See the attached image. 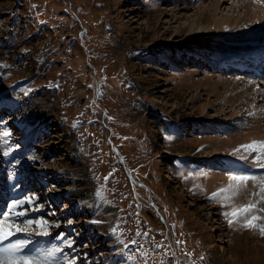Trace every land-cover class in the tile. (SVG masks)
Here are the masks:
<instances>
[{"label": "rangeland", "instance_id": "obj_1", "mask_svg": "<svg viewBox=\"0 0 264 264\" xmlns=\"http://www.w3.org/2000/svg\"><path fill=\"white\" fill-rule=\"evenodd\" d=\"M254 11L264 0H0V219L31 197L11 222L52 225L12 238L59 264H264L259 228L220 214L253 203L264 224L258 153L234 151L264 140ZM239 174L257 179L212 199Z\"/></svg>", "mask_w": 264, "mask_h": 264}, {"label": "snow or ice", "instance_id": "obj_2", "mask_svg": "<svg viewBox=\"0 0 264 264\" xmlns=\"http://www.w3.org/2000/svg\"><path fill=\"white\" fill-rule=\"evenodd\" d=\"M9 133H4V136H8ZM171 139V137H167ZM241 149L247 151L249 154L253 152L258 153L255 156L257 164L264 168V141H252L247 145H241L240 148L234 150L239 152ZM256 177H251L245 174L231 175L230 180L235 181V184H230L226 189H220L217 192L212 194V199L222 198L226 201H230L233 197L238 195L246 185L249 180H256ZM261 185L260 192L264 193V178L259 179ZM231 193V195L221 196L222 193ZM97 196H102L101 192L96 193ZM264 199V195L260 197ZM35 198H27L21 200H13L11 202V209L8 215H4L0 219V264H59L57 260V252H62L61 249L51 248L48 250H43L40 247L31 249L29 246L32 244L31 239H11V242L4 243L9 241L10 238L17 236L19 233L29 234V228L33 225H36L41 228V231L38 233L40 236H48V228L52 227L49 225L46 220H33L28 219L24 221V227H21L19 224L12 223L13 217H23L27 215L26 211H16L17 208L21 207L26 203H32ZM255 209V204L249 203L247 205H242L240 207H233L232 211L229 213H224L227 217H232L229 219V224L238 222L240 217L244 218V227L246 228H259L262 235H264V224H257L256 221L262 219L259 216L251 214ZM116 229L113 228L112 232L115 234ZM30 235V234H29ZM39 243V242H37ZM122 243V242H121ZM132 243H136L133 241ZM127 247V245H124ZM157 248H160L161 245H156ZM191 255V254H189ZM128 259H134L133 257H128ZM203 259V258H201ZM63 264H74V260L64 257Z\"/></svg>", "mask_w": 264, "mask_h": 264}, {"label": "bare ground", "instance_id": "obj_3", "mask_svg": "<svg viewBox=\"0 0 264 264\" xmlns=\"http://www.w3.org/2000/svg\"><path fill=\"white\" fill-rule=\"evenodd\" d=\"M238 1H239V0H238ZM243 1H245V0H243ZM236 2H237V1H236ZM248 2H249V1H248ZM230 4H231V2H230ZM246 4H247V3H246ZM257 4H258V3H257ZM231 5H232V4H231ZM239 5H240V4H238V6H239ZM249 5H251V4H248V6H249ZM234 6H235V5H234ZM246 6H247V5H246ZM232 7H233V5H232ZM232 7H231V8H232ZM244 7H245V6H244ZM249 7H250L251 10H253V9H252V8H253V5H252V6H249ZM251 7H252V8H251ZM242 8H243V7H242ZM255 8H256V5H255ZM177 9H178V8H177ZM187 9H188V8H187ZM229 9H230V8H229ZM232 9H233V8H232ZM246 9H247V8H246ZM258 9H259V8H258ZM173 10H174V8H173ZM189 10H190V9H189ZM216 10H219V8H217ZM254 10H255V9H254ZM176 11H177V10H176ZM229 11H230V10H229ZM259 11H261V10H259ZM179 12H180V11H178V13H179ZM184 12H185V11H184ZM188 12H189V11H188ZM213 12H214V11H213ZM254 12H255V11H254ZM254 12H253V13H254ZM201 13H202V12H201ZM203 13H204V12H203ZM239 13H240V12H239ZM239 13L235 14V13L233 12V13H231V14L229 13L230 15H228L227 13H226L227 15H224V14L222 13V16H217V15H216V16H214L213 18H214V21L217 22V25H221L220 23H221V22L224 23V21H225L226 19H229V20H230V18H234V19L237 18V16L239 15ZM248 13H250V12H248ZM261 13H263V12L261 11ZM185 14H186V13H185ZM194 14H195V13H194ZM241 14H243V13H241ZM241 14H240V15H241ZM245 14H246V13H245ZM255 14H256V16H257V15L259 16V17H256V18H258L259 20H264V16L260 15V12H258V13L255 12ZM173 15H174V14H173ZM189 15H190V14H189ZM205 15H206V14H205ZM240 15H239V16H240ZM252 15L254 16V14H252ZM186 16H187V15H186ZM188 17H189V16H188ZM243 17H245V15H243ZM243 17H242V18H243ZM246 17H247V16H246ZM174 18H175V16H174ZM196 18H197V17H196ZM200 18H201V17H200ZM205 18H206V17H205ZM242 18H241V19H242ZM248 18H249V17H248ZM253 18H254V17H253ZM253 18H252V19H253ZM250 19H251V15H250L249 20H250ZM212 20H213V19H212ZM238 20H239V17H238ZM232 21H233V20H232ZM243 21H244V19H243ZM245 21H246V20H245ZM190 22H192V20H191ZM211 23H212V22H211ZM193 26H194V24H193ZM66 30H67V29H66ZM81 30H82V29H81ZM68 31H69V30H68ZM168 39H169V38H168ZM251 51H252V50H251ZM249 54H250V53H249ZM260 54H262V53H260ZM263 54H264V53H263ZM258 55H259V53H258ZM243 58H244V57H243ZM263 58H264V57H263ZM251 60H254L253 62H254V63H257V60H259V58H258V56H254L253 59H251ZM244 61H245V60H244ZM260 61H261V60H260ZM249 66H250V65H249ZM257 72H259V71H257ZM28 108H29V106H28ZM28 110L30 111L31 109H28ZM28 110H27V111H28ZM31 111H33V110H31ZM35 111H36V110H35ZM39 112H40V111H39ZM24 113H25V112H24ZM26 113H28V112H26ZM29 115H30V114H29ZM35 117H36V116H35ZM40 117H41V116H40ZM35 121H36V120H35ZM30 123H31V122H30ZM263 141H264V140H263ZM249 156H250V155H249ZM252 156H253V155H252ZM241 159H242V158H241ZM253 159H254V158H253ZM247 160H248V159H247ZM249 160H250V159H249ZM256 164H257V163H256ZM231 172H232V171H231ZM240 172H241V171H240ZM217 173H218V172H217ZM220 173H221V172H219L218 175H215L214 177H211V179H210L209 181H207V186H209V187H210V186H213L214 184H218L220 181H222V182L224 183V181H226V178H227V177H226L225 175H220ZM241 173H242V172H241ZM223 174H224V173H223ZM245 175H246V174H245ZM207 179H208V178H207ZM249 181H250V180H249ZM253 181H254V180H253ZM250 182H251V181H250ZM212 184H213V185H212ZM219 184H221V183H219ZM249 185H250V184H249ZM205 186H206V185H205ZM207 186H206V187H207ZM217 186H219V185H217ZM254 186H255V185H254ZM252 188H253V186H252ZM253 189H254V188H253ZM45 190H46V189H45ZM193 191H194V190H193ZM193 191H192V192H193ZM189 192H190V191H189ZM46 193H47V191L45 192V194H46ZM241 195H242V194H241ZM241 195H240V196H241ZM240 196H239V197H240ZM168 197H169V196H168ZM242 198H243V197H242ZM234 199H236V198L234 197ZM237 200H238V199H237ZM240 201H242V200H240ZM224 202H225V201H224ZM224 202H223V203H224ZM226 202H227V201H226ZM226 202H225V203H226ZM190 203H191V202H190ZM213 203H214V202H213ZM221 203H222V202H221ZM236 203H237V202H236ZM156 204H157V203H156ZM215 204H216V203H215ZM229 204H230V202L228 203V205H229ZM233 204H234V203H233ZM224 205H225V204H224ZM224 205H223V206H224ZM161 206H163V205H161ZM190 206H191V205H190ZM212 206H213V205H212ZM225 206H226V205H225ZM225 206H224V207H225ZM55 207H56V206H52V208H55ZM224 207H223V208H224ZM230 207H232V205H231ZM230 207L227 208V206H226V209H229ZM159 208H160V207H159ZM223 208H222V209H223ZM216 209H217V208H216ZM216 209H215V210H216ZM220 209H221V208H220ZM226 209L224 210V212L222 211L220 214L227 213V212H226ZM158 210L160 211V209H158ZM166 212H167V211H166ZM219 212H220V211H218V213H217L218 215H219ZM178 213H179V212H178ZM179 214H181V213H179ZM194 214H195V212H194ZM175 215H176V213H175ZM207 215H208V214H207ZM155 216H156V215H155ZM181 216H182V215H181ZM85 220H86V219H85ZM162 220H163V219H162ZM168 220H169V218H168ZM160 221H161V220H160ZM178 221H179V220H178ZM178 221H177V222H178ZM240 221H241V220H240ZM172 222H173V221H172ZM226 222H227V221H226ZM226 222H225V223H226ZM50 223H51V222H50ZM96 223H97V222H96ZM212 223H213V222H212ZM215 223H216V222H215ZM239 224H240V223H239ZM239 224H238V225H239ZM179 225H180V224H179ZM154 227H155V226H154ZM219 227H220V226H219ZM227 227H228V226H227ZM224 228H225V227H224ZM224 228H223V229H224ZM143 229H145V228H143ZM146 229L148 230L149 227L146 228ZM231 229H232V228H231ZM77 230H78V228H77ZM192 230H193V229H192ZM226 230H227V229H226ZM236 230H237V229H236ZM234 231H235V230H234ZM234 231H233V232H232L231 230H230V231L228 230L227 232L225 231V232H226L225 235L235 234L236 231H235V232H234ZM188 234H189V233H188ZM220 234H221V232H220ZM239 235L241 236V234H239ZM257 235H258V234H257ZM158 236H159V235H158ZM185 237H186V236H185ZM224 237H225V236H224ZM174 238H175V237H174ZM222 238H223V237H222ZM230 238H231V237H230ZM11 239H13V238H10L9 241H5L4 243L11 242ZM171 239H172V238H171ZM175 239H176V238H175ZM175 239H174V240H175ZM157 240H158V239H157ZM225 240H226V239H225ZM227 240H228V239H227ZM241 240H243V239L241 238V239H238L237 241H233V239H232V241H231V244H233V245L235 244V245H234L235 248H233L232 251H231V252H232V260H234V262H236V260H238V258L233 257V256H235V255L237 254V252H238V250H239V249H237V248H238V243H239ZM223 241H224V240H223ZM167 242H168V241H167ZM202 242H203V241H202ZM169 243H170V241H169ZM256 243H257V242H256ZM227 244H228V243H227ZM253 244H254V243H253ZM253 244H252V245H253ZM172 246H173V245H172ZM161 247H162V246H161ZM164 247H165V246H164ZM231 247H232V245H231ZM57 248H58V247H57ZM249 248H251V247H249ZM171 249H172V248H171ZM251 249H252V248H251ZM161 250H162V249H161ZM163 250H164V249H163ZM168 250H169V249H168ZM168 250H167V251H168ZM252 250H253V249H252ZM261 250H262V249H261ZM164 251H165V250H164ZM235 251H236V252H235ZM57 253H59V252H57ZM237 257H238V256H237ZM241 257H242V256H241ZM254 257H255V256H254ZM256 257H257V256H256ZM253 260H254V259H253ZM257 260H258V259H257Z\"/></svg>", "mask_w": 264, "mask_h": 264}]
</instances>
